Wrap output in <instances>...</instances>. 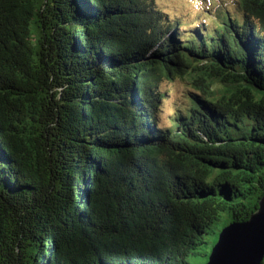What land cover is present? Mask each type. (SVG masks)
I'll use <instances>...</instances> for the list:
<instances>
[{
    "label": "trees",
    "instance_id": "16d2710c",
    "mask_svg": "<svg viewBox=\"0 0 264 264\" xmlns=\"http://www.w3.org/2000/svg\"><path fill=\"white\" fill-rule=\"evenodd\" d=\"M222 10L0 0V264H205L257 208L264 0Z\"/></svg>",
    "mask_w": 264,
    "mask_h": 264
},
{
    "label": "water",
    "instance_id": "95a60500",
    "mask_svg": "<svg viewBox=\"0 0 264 264\" xmlns=\"http://www.w3.org/2000/svg\"><path fill=\"white\" fill-rule=\"evenodd\" d=\"M54 57L58 45L53 38ZM264 256V194L257 208L242 221L231 222L219 232L205 264H260Z\"/></svg>",
    "mask_w": 264,
    "mask_h": 264
},
{
    "label": "rangeland",
    "instance_id": "374dc122",
    "mask_svg": "<svg viewBox=\"0 0 264 264\" xmlns=\"http://www.w3.org/2000/svg\"><path fill=\"white\" fill-rule=\"evenodd\" d=\"M161 8L168 11L171 15H174L177 19L189 24L190 26H195L202 23L205 26H210L209 22L213 18L212 12L218 9L222 10L224 4L228 5L230 0H156ZM204 5V6H202ZM171 82L162 83L163 88L168 91L165 98V104L167 106H181L184 102V94L187 91H192L201 94L198 89H194L190 84L185 81V79H174ZM190 86V87H189ZM168 109H164L163 115H166ZM224 216V214H223ZM224 220L217 221L211 224L213 228V233L206 236L208 239H217L219 235V228H222ZM207 248L209 249V243H207Z\"/></svg>",
    "mask_w": 264,
    "mask_h": 264
}]
</instances>
